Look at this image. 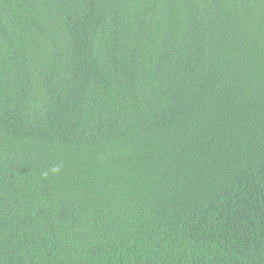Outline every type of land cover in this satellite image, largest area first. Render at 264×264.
I'll use <instances>...</instances> for the list:
<instances>
[{"label": "trees", "instance_id": "obj_1", "mask_svg": "<svg viewBox=\"0 0 264 264\" xmlns=\"http://www.w3.org/2000/svg\"><path fill=\"white\" fill-rule=\"evenodd\" d=\"M0 264H264V0H0Z\"/></svg>", "mask_w": 264, "mask_h": 264}]
</instances>
